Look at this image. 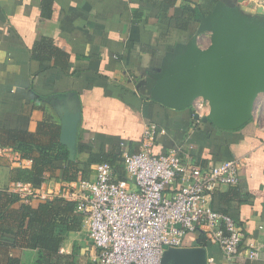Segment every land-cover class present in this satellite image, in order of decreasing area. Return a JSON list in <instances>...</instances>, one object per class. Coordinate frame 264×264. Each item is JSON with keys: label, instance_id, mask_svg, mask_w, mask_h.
Here are the masks:
<instances>
[{"label": "crops", "instance_id": "0c3cea01", "mask_svg": "<svg viewBox=\"0 0 264 264\" xmlns=\"http://www.w3.org/2000/svg\"><path fill=\"white\" fill-rule=\"evenodd\" d=\"M249 5L245 12L255 13L258 0ZM198 6L210 13L215 5L210 0H0V190L14 189L12 169L31 167L6 144L8 130L34 133L45 120L61 130L60 102L76 101L81 115L76 147L88 146L94 155L119 153L121 143L136 153L144 127L156 124L165 133L156 134L154 154L175 150L202 168L240 160L238 185L217 189L211 206L243 228L245 244L264 245V98L262 106L256 100L246 125L226 131L194 118L196 112L206 116L208 108L173 110L136 89L166 52L195 34ZM205 42L206 37L198 39L201 48ZM89 156L82 152L77 160L84 163ZM95 165L88 179L94 178ZM46 180L49 187L62 185L49 175ZM41 203L22 199L12 208ZM197 239L191 234L180 248L198 247ZM205 249L208 264H264V247L256 260L226 259L214 244ZM94 255L81 229L67 237L58 258L41 264H94ZM37 257L36 250L12 242L0 247V264H39Z\"/></svg>", "mask_w": 264, "mask_h": 264}, {"label": "built area", "instance_id": "2783aa9c", "mask_svg": "<svg viewBox=\"0 0 264 264\" xmlns=\"http://www.w3.org/2000/svg\"><path fill=\"white\" fill-rule=\"evenodd\" d=\"M258 7L264 10V0H258ZM195 104L197 110L207 108L202 100ZM158 133L165 131L156 124L145 126L136 153L120 144L124 179H118L108 163H100L93 179L62 182L58 188L49 187L47 180L36 189L15 183L10 192L24 200L74 202L83 216L82 230L95 249L94 264H161L165 250L180 248L187 234L198 232L226 259H258L264 245L245 244L243 228L211 207L217 189L238 185L241 161L202 168L175 150L154 154Z\"/></svg>", "mask_w": 264, "mask_h": 264}, {"label": "water", "instance_id": "95a60500", "mask_svg": "<svg viewBox=\"0 0 264 264\" xmlns=\"http://www.w3.org/2000/svg\"><path fill=\"white\" fill-rule=\"evenodd\" d=\"M247 0H220L198 19L195 34L166 52L160 67L137 81L136 89L155 102L183 110L202 100L208 114L196 120L210 121L220 130L233 131L252 118L255 102L264 95V10L245 12ZM209 34L206 48L200 35ZM60 143L73 161L81 118L76 101H61ZM161 264H208L205 247L169 248Z\"/></svg>", "mask_w": 264, "mask_h": 264}, {"label": "trees", "instance_id": "16d2710c", "mask_svg": "<svg viewBox=\"0 0 264 264\" xmlns=\"http://www.w3.org/2000/svg\"><path fill=\"white\" fill-rule=\"evenodd\" d=\"M219 1L210 0L212 6ZM193 11L197 19L209 13L203 12L200 6ZM7 135L6 144L19 153L21 159L31 162L30 168L11 170L10 178L15 183L30 184L36 189L46 180V175L54 181L66 183L74 182L79 177L88 179L91 165L100 163H108L117 178L124 179L120 152L94 155L88 146H81L79 143L75 159L71 161L68 149L59 141L60 127L48 120L41 122L34 133L8 130ZM82 152L89 153L87 162L77 160V154ZM21 200L16 193L0 190V247L6 242H12L13 246L36 250L39 264L46 260L54 261L59 257V251L67 237L82 229L83 216L76 212L74 202L63 198L44 201L37 208L28 204H21L18 209L12 208ZM196 234L198 239L195 246L206 247L204 236L200 232Z\"/></svg>", "mask_w": 264, "mask_h": 264}, {"label": "rangeland", "instance_id": "374dc122", "mask_svg": "<svg viewBox=\"0 0 264 264\" xmlns=\"http://www.w3.org/2000/svg\"><path fill=\"white\" fill-rule=\"evenodd\" d=\"M241 8H242V10H244V11H248V10H250V9H251V6L249 5V0H247V1H245V2H242V3H241ZM203 37H206V42L204 43V45H207V44L209 45V44H210V37H209V34H208V33H205V34H203V35H200L199 40H200L201 38H203ZM263 98H264V95H262V94L259 95V98H257V99H258V100H257V106H262ZM191 234H193V233H189V234H187L186 237H185V239L191 237Z\"/></svg>", "mask_w": 264, "mask_h": 264}]
</instances>
